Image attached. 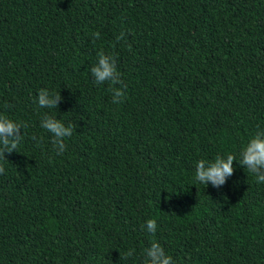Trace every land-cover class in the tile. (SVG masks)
Listing matches in <instances>:
<instances>
[{
  "label": "trees",
  "instance_id": "16d2710c",
  "mask_svg": "<svg viewBox=\"0 0 264 264\" xmlns=\"http://www.w3.org/2000/svg\"><path fill=\"white\" fill-rule=\"evenodd\" d=\"M0 113L28 124L0 159V264H143L153 240L176 264H264V183L239 164L264 131V0H0ZM44 113L76 125L63 155ZM217 154L236 157L219 189L194 180Z\"/></svg>",
  "mask_w": 264,
  "mask_h": 264
},
{
  "label": "clouds",
  "instance_id": "9594fccd",
  "mask_svg": "<svg viewBox=\"0 0 264 264\" xmlns=\"http://www.w3.org/2000/svg\"><path fill=\"white\" fill-rule=\"evenodd\" d=\"M96 39L100 38V33L92 34ZM117 42L125 39V33L121 32L117 37ZM91 76L97 85L107 82L112 93L113 103H122L125 98L127 85L123 84L121 74L117 69L116 58L103 51L97 53V61L90 69ZM119 86V87H117ZM39 108L57 109L63 102L60 93L52 92L47 89H40L34 101ZM5 108L11 107L5 105ZM41 128L51 134V143L57 155H63L67 150L65 138H69L76 130V125L64 122L54 116L44 113L40 122ZM28 127L25 122H16L6 114L0 113V159H5V154L16 152L21 140L23 139L22 129ZM35 140L36 138L33 137ZM239 164L247 169L256 177L258 184L264 183V131H257L256 134L243 146L240 153ZM236 157L233 154L222 156L217 154L214 160H199L195 165L194 180L207 186L219 189L224 186L233 174V162ZM5 169L0 165V174H4ZM147 233L155 236L157 231V221L148 219L141 226ZM135 250L129 249L124 258H130ZM143 264H176L173 257L167 254L161 244L155 240L144 251Z\"/></svg>",
  "mask_w": 264,
  "mask_h": 264
}]
</instances>
